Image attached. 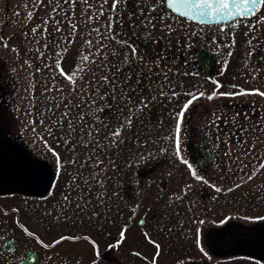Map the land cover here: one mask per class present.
<instances>
[{"label": "flooded vegetation", "instance_id": "af4514ba", "mask_svg": "<svg viewBox=\"0 0 264 264\" xmlns=\"http://www.w3.org/2000/svg\"><path fill=\"white\" fill-rule=\"evenodd\" d=\"M138 2L147 9L137 26L129 23L136 12L123 26L115 59L126 71L109 106L90 110L86 124L84 110L64 116L55 129L41 115L34 126L43 138L26 153L17 138L0 137V264H19L27 252L30 264L264 262V222L248 224L264 216L255 190L264 168L254 167L264 163V101L254 94L206 98L217 84L220 93L264 89V45L254 40L260 17L200 24L175 16L164 0ZM198 90L205 96L184 113L178 157L183 105L175 102ZM148 98L166 105L144 106ZM229 211L245 219L240 229L252 231L251 244Z\"/></svg>", "mask_w": 264, "mask_h": 264}, {"label": "rangeland", "instance_id": "374dc122", "mask_svg": "<svg viewBox=\"0 0 264 264\" xmlns=\"http://www.w3.org/2000/svg\"><path fill=\"white\" fill-rule=\"evenodd\" d=\"M137 1L122 0L118 10L113 12V0H37L35 5L31 0H0L2 140L18 139V149L26 153L30 151L32 143L37 149V140L43 138L37 133L39 128L34 126L36 122L42 121L41 115L51 129H55L64 123L66 111L69 117L73 114L77 116V112L84 110L82 122L86 124L91 122L90 110H103L114 101L109 98V92L114 81L119 86L126 71L125 66H121L115 59L120 47L119 41L124 38L123 33L127 32L123 26L134 12L136 15L129 19V23L133 22L134 26L143 21V12L147 9V4L138 6ZM260 10L254 18L264 16V5ZM101 11L103 15H100ZM72 26H75V30ZM261 27L259 36L254 37L259 47L264 45L263 24ZM33 28L36 32L32 31ZM84 56L88 57L87 61L82 58ZM58 61L65 75H61L57 69ZM77 66L82 71H76L74 82H70L66 76H72ZM112 66H115L113 72ZM259 90L264 91L261 87ZM189 97L183 95L175 104L180 107ZM259 98V101H264V97ZM117 103L120 107L126 106L124 102ZM152 104L164 107L166 101L153 98L144 101V106ZM44 112L47 114L43 115ZM262 183L264 179L260 180L261 185L256 186L255 190L262 196L258 204L264 209ZM227 213H231L234 223L239 225V237L251 244L252 231L243 234L240 229L241 221L245 219L234 211ZM217 215L221 217L224 213ZM249 221V227L258 226L263 224L264 217ZM260 240H264V234L260 235ZM23 243L28 245V241ZM256 264L264 262L261 260Z\"/></svg>", "mask_w": 264, "mask_h": 264}, {"label": "snow or ice", "instance_id": "6c2138e0", "mask_svg": "<svg viewBox=\"0 0 264 264\" xmlns=\"http://www.w3.org/2000/svg\"><path fill=\"white\" fill-rule=\"evenodd\" d=\"M31 2L35 5L37 0H31ZM67 2V0H65ZM86 2V0H85ZM107 2V0H105ZM122 2V0H113L111 10L113 12L118 10V5ZM141 3H143V0H141ZM264 5V0H166V8L175 16L177 17H183L186 18L189 21H195L200 24H224V23H231L233 21H237L241 18L244 19H249L253 16H255L258 11L261 9V6ZM57 6L58 3H57ZM140 6V5H138ZM53 11H55V8H53ZM141 11H143V8H141ZM153 11H155V8H153ZM31 13H29V17H31ZM100 15H103V12L101 11ZM111 20V17L109 18ZM258 24H264V16H261L258 21ZM73 30H75V26H72ZM253 28L256 26L253 25ZM111 29V24H109V30ZM223 30V29H221ZM33 32H36V29H32ZM57 31H60L59 28H57ZM5 47H7V44H5ZM15 51V49H13ZM135 52V50H133ZM85 61L88 60L87 56L82 57ZM57 69L60 70L61 75H65L63 72V69L60 66V62L58 61L56 64ZM76 71H82L79 66H77L76 69L73 70V75L72 76H66V78L70 82L73 81V76L75 75ZM105 80H107V77H104ZM255 79V77H254ZM215 83V81H213ZM221 85L217 84L216 89L212 91L211 94L207 95L208 100H213L214 98L217 97V95L220 96H232V95H249V94H254V95H259L261 97H264V91H260L259 89H254L252 92H246L243 89H240L238 92L235 93H220L219 88ZM233 88L236 86L233 85ZM173 95H178L177 93H173ZM185 95L191 96V99L185 102L181 108V110L176 114V119L177 123L175 126V133H176V155L179 157L180 156V132H181V122L184 118V113L187 111L189 105L192 104V102L196 99H199L200 97L205 96V93L201 92L198 95L193 94V93H185ZM71 103V102H70ZM68 112L66 111L64 113V116H67ZM81 115V119H82ZM218 120L219 117H216ZM215 123V121H214ZM71 120H69V126L71 127ZM120 135V129L117 128L113 133V137H117ZM227 154V153H225ZM53 155L56 156L57 158V167L59 169L60 167V158L58 154L53 152ZM259 159V157H257ZM182 163H187V161L182 160ZM188 167L191 169L192 165H188ZM259 168H264V163L260 164L256 170L258 171ZM192 175L199 181L202 180V177L198 176L196 172L193 170ZM251 178V177H249ZM206 183V181H205ZM190 187V186H189ZM216 191H220L221 189L216 188ZM67 199V197L65 198ZM15 211V210H14ZM135 211V209H133ZM141 224H143V220L140 221ZM127 231V228L125 227L121 232H120V242L123 241L125 238V232ZM31 235V234H30ZM63 239H69L68 237H62ZM76 239H79L77 237ZM85 239H88L85 237ZM60 240H57L54 242L55 244H59ZM155 243V242H153ZM53 245V246H54ZM46 248L48 245H44ZM118 246V245H116ZM95 247V244H94ZM156 248L159 249V245L156 244ZM133 255H139L138 253H133ZM159 255V252H157V256ZM152 264H155V257L153 258Z\"/></svg>", "mask_w": 264, "mask_h": 264}, {"label": "water", "instance_id": "95a60500", "mask_svg": "<svg viewBox=\"0 0 264 264\" xmlns=\"http://www.w3.org/2000/svg\"><path fill=\"white\" fill-rule=\"evenodd\" d=\"M165 5H166V0H165ZM33 261H34V258L32 256V254H30L29 252H27L26 253V257L23 260H21L19 262V264H30Z\"/></svg>", "mask_w": 264, "mask_h": 264}, {"label": "trees", "instance_id": "16d2710c", "mask_svg": "<svg viewBox=\"0 0 264 264\" xmlns=\"http://www.w3.org/2000/svg\"><path fill=\"white\" fill-rule=\"evenodd\" d=\"M258 164V163H257Z\"/></svg>", "mask_w": 264, "mask_h": 264}]
</instances>
